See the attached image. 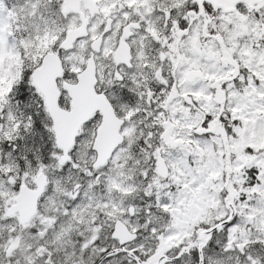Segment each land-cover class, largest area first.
Returning a JSON list of instances; mask_svg holds the SVG:
<instances>
[{"label":"snow or ice","instance_id":"snow-or-ice-1","mask_svg":"<svg viewBox=\"0 0 264 264\" xmlns=\"http://www.w3.org/2000/svg\"><path fill=\"white\" fill-rule=\"evenodd\" d=\"M0 264H264V0H0Z\"/></svg>","mask_w":264,"mask_h":264}]
</instances>
